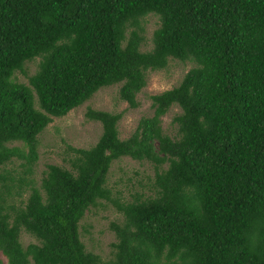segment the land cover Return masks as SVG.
<instances>
[{
	"label": "trees",
	"instance_id": "trees-1",
	"mask_svg": "<svg viewBox=\"0 0 264 264\" xmlns=\"http://www.w3.org/2000/svg\"><path fill=\"white\" fill-rule=\"evenodd\" d=\"M149 13L159 25L140 51ZM34 57L28 84L12 80ZM169 58L195 66L149 96L151 114L129 136L118 137L121 113L87 108L101 133L72 149V170L47 164L35 187L6 167L18 160L28 173L51 118L101 87L119 83L135 108L145 72ZM172 105L174 137L160 127ZM120 157L166 167L152 196L114 202L122 220L101 260L84 250L78 221L110 199ZM21 230L36 242L22 247ZM0 254L6 264H264V0H0Z\"/></svg>",
	"mask_w": 264,
	"mask_h": 264
},
{
	"label": "rangeland",
	"instance_id": "rangeland-1",
	"mask_svg": "<svg viewBox=\"0 0 264 264\" xmlns=\"http://www.w3.org/2000/svg\"><path fill=\"white\" fill-rule=\"evenodd\" d=\"M158 25L159 19L155 14L149 13L141 17L140 51L151 49L152 32ZM38 61L39 57H34L24 62L23 71H15L11 79L27 85L28 77L37 69ZM194 66L195 63L190 60L179 61L169 58L164 68L147 70L145 72V85L135 96L137 101L135 108L128 107L125 101L119 99V83L97 89L87 100L69 110L65 115L52 117L51 121L37 135V158L28 173H25L23 168L19 166L20 161L18 160H14L6 167L11 169L15 176H20L25 182H29L35 187H38L47 164H55L72 170L70 161L75 155L72 149L90 147L101 133L100 123L85 117L84 113L87 108L121 113L116 128L118 137L124 139L133 131L139 118L150 116L152 109L149 96L175 86L182 76ZM179 112L180 109L176 105H172L160 118L162 132L170 137H174L176 134V124L172 118ZM10 144L22 146L17 141ZM165 167L166 164H163L161 167L155 168L148 161H137L129 157H120L111 162L105 181L110 192V199H98L96 204L89 206L84 211L78 221L79 240L82 242L85 251L96 254L101 260L112 257L111 243L115 241V235L109 225L111 222L122 220L114 202H126L152 196L155 190L154 173ZM28 191V188L23 190L21 197L14 196L12 200L23 202ZM19 242L24 247L28 243L36 242V239L21 230ZM0 261L1 264H6V259L1 254Z\"/></svg>",
	"mask_w": 264,
	"mask_h": 264
}]
</instances>
